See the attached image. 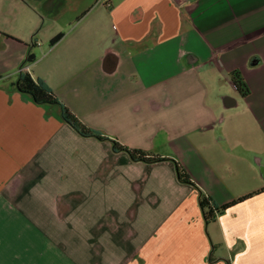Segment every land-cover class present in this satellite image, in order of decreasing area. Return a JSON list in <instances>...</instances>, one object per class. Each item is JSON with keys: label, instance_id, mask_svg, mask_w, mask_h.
Returning a JSON list of instances; mask_svg holds the SVG:
<instances>
[{"label": "crops", "instance_id": "obj_1", "mask_svg": "<svg viewBox=\"0 0 264 264\" xmlns=\"http://www.w3.org/2000/svg\"><path fill=\"white\" fill-rule=\"evenodd\" d=\"M73 1L38 56L0 22V264H264V0ZM49 9L0 0L32 28ZM25 72L108 139L18 91ZM200 193L232 205L206 222Z\"/></svg>", "mask_w": 264, "mask_h": 264}, {"label": "trees", "instance_id": "obj_2", "mask_svg": "<svg viewBox=\"0 0 264 264\" xmlns=\"http://www.w3.org/2000/svg\"><path fill=\"white\" fill-rule=\"evenodd\" d=\"M61 37H62V33L57 34L50 40L49 44L53 45ZM33 60H34V55L31 53H29L25 58V62H32ZM230 79L235 90L239 93L241 97H245L248 95L249 93L248 87L237 70H233L230 72ZM14 84L18 91L28 94L36 103L58 105L62 119L66 123H68L81 136L92 137L98 140L108 139L97 130L85 125L76 115H74L67 107L62 105L57 100L53 91L42 80L33 78L29 72L20 73ZM110 141L112 143V147L114 148V150L125 152L129 156V158L133 161L153 163L168 159L149 151H145L137 148H131L122 145L118 143L116 140L110 139ZM174 164H175L177 179L182 183L194 185L192 180L190 179V176L184 170V168L176 161H174ZM198 202L204 220L206 222L214 220L218 214H220L221 212H223L225 209H227L232 205V204H224L218 206L209 195L204 193H200Z\"/></svg>", "mask_w": 264, "mask_h": 264}, {"label": "rangeland", "instance_id": "obj_3", "mask_svg": "<svg viewBox=\"0 0 264 264\" xmlns=\"http://www.w3.org/2000/svg\"><path fill=\"white\" fill-rule=\"evenodd\" d=\"M76 3L77 2L73 0H50V9L48 13H45V16H47L45 22L40 20L35 28L30 26L29 19L25 16L24 11H16V21L9 23L7 20L0 18V22L5 25L3 26L5 29L13 32L21 38L23 42H25L26 51L29 49V51H32L35 56H38L41 55L45 49L49 48V40L44 41V34L47 29H49L53 24H60L63 26L67 19H72L71 21H74L75 17L72 15V9L75 8ZM63 32L64 30H59V32L54 36ZM33 43L38 46L32 47ZM230 84L233 89V84Z\"/></svg>", "mask_w": 264, "mask_h": 264}]
</instances>
